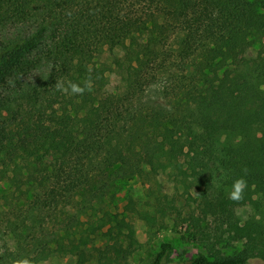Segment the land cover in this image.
Instances as JSON below:
<instances>
[{"label":"trees","instance_id":"obj_1","mask_svg":"<svg viewBox=\"0 0 264 264\" xmlns=\"http://www.w3.org/2000/svg\"><path fill=\"white\" fill-rule=\"evenodd\" d=\"M69 81L90 90L57 87ZM151 173L196 188L197 229L220 220L187 264L264 261V0H0V189L8 204L59 209L42 249L124 264L136 229L112 197ZM239 177L249 193L233 200ZM15 248L0 264L46 257ZM172 253L164 242L150 264H176Z\"/></svg>","mask_w":264,"mask_h":264},{"label":"rangeland","instance_id":"obj_2","mask_svg":"<svg viewBox=\"0 0 264 264\" xmlns=\"http://www.w3.org/2000/svg\"><path fill=\"white\" fill-rule=\"evenodd\" d=\"M250 54L254 55L255 51ZM11 189L9 186L0 189V254L15 247L17 250L15 248L14 251L18 253V246L21 244L29 257H40L44 244L50 238L46 235L43 238L44 234L52 233L58 227L56 216L59 215V209L54 206L33 207L25 202V198L17 200L16 196H12L13 203L8 204L4 194ZM246 189L243 197L249 193ZM166 194L168 201L164 198ZM196 197V188H187L167 173L139 176L115 192L112 197V211L126 216L136 229V246L128 260L123 261L124 264H150L164 242L172 243V257L176 264H187L201 253L208 254L209 247L219 234L221 224L220 220L209 217L202 221V229L199 230L189 221L191 215H201ZM145 212H149L155 220L142 217ZM237 212L244 221L251 215L252 207L249 204L242 205L237 207ZM207 235L210 236V241ZM94 244L99 247L106 245L105 230L98 234ZM222 244L218 243L217 246L221 247ZM241 248L242 242H234L224 250L232 253ZM47 250L48 248L43 250V256L46 257L40 264L75 263L72 257L57 259L49 255ZM91 251L94 257L88 264H102L97 257L98 251L94 247ZM250 264H264V261L257 259Z\"/></svg>","mask_w":264,"mask_h":264},{"label":"clouds","instance_id":"obj_3","mask_svg":"<svg viewBox=\"0 0 264 264\" xmlns=\"http://www.w3.org/2000/svg\"><path fill=\"white\" fill-rule=\"evenodd\" d=\"M57 87L68 93L69 88L71 89V92L69 94H82L86 88L90 90V85L86 82L84 87H81L79 84L68 82V87H64L63 85L58 84ZM247 187V181L244 179V177L237 178L233 184H232V190L229 193V198L233 200H239L243 198L244 191ZM14 264H30V261L25 259L22 261H16Z\"/></svg>","mask_w":264,"mask_h":264}]
</instances>
